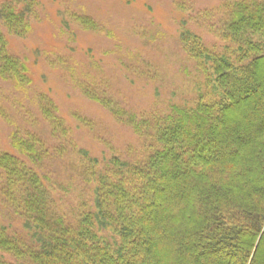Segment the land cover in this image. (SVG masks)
Returning a JSON list of instances; mask_svg holds the SVG:
<instances>
[{
  "label": "trees",
  "instance_id": "1",
  "mask_svg": "<svg viewBox=\"0 0 264 264\" xmlns=\"http://www.w3.org/2000/svg\"><path fill=\"white\" fill-rule=\"evenodd\" d=\"M38 5L0 0V81L22 94L29 68L5 33L25 38ZM68 17L108 36L88 17ZM189 21L223 52L182 25L196 74L186 103L138 114L109 85L74 81L141 141L135 154L90 157L52 99L33 93L39 122L23 116L39 133L15 127L11 152L0 151V206L21 229L0 225V264H264V0H223Z\"/></svg>",
  "mask_w": 264,
  "mask_h": 264
},
{
  "label": "rangeland",
  "instance_id": "2",
  "mask_svg": "<svg viewBox=\"0 0 264 264\" xmlns=\"http://www.w3.org/2000/svg\"><path fill=\"white\" fill-rule=\"evenodd\" d=\"M38 17L29 34L7 35L8 51L25 60L32 81L27 94L0 81V151L11 152L8 135L15 127L38 131L23 114L39 122L31 98L43 93L56 104L78 148L99 160L139 152L141 141L118 125L98 104L85 99L74 81L107 84L138 114L163 113L194 94L193 63L180 48L182 25L215 53L223 46L201 26L195 14L218 8L223 0H36ZM92 19L106 35L78 27L68 14ZM155 76V77H146ZM74 115L87 119L85 128ZM34 131V132H35ZM0 206V225L20 232L19 221Z\"/></svg>",
  "mask_w": 264,
  "mask_h": 264
}]
</instances>
